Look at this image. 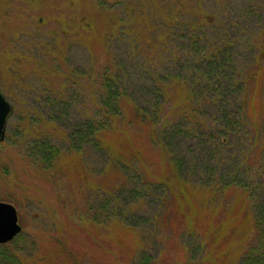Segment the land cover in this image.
I'll list each match as a JSON object with an SVG mask.
<instances>
[{"label":"rangeland","instance_id":"374dc122","mask_svg":"<svg viewBox=\"0 0 264 264\" xmlns=\"http://www.w3.org/2000/svg\"><path fill=\"white\" fill-rule=\"evenodd\" d=\"M231 1L0 0V90L12 105L0 140V200L20 225L0 244V264H241L264 240L263 183L222 185L212 140L160 132L173 96L179 103L197 78L188 48L234 35L238 46L264 42L254 34L264 31L257 15L199 29L209 10ZM109 76L115 85L104 86ZM149 90L163 95L146 112L153 121L121 95L148 103ZM259 96L222 160L223 175L247 174L248 185L264 169ZM166 140L179 175L160 146ZM253 264H264V252Z\"/></svg>","mask_w":264,"mask_h":264},{"label":"trees","instance_id":"16d2710c","mask_svg":"<svg viewBox=\"0 0 264 264\" xmlns=\"http://www.w3.org/2000/svg\"><path fill=\"white\" fill-rule=\"evenodd\" d=\"M231 3H233V0ZM231 3L229 2L226 8L223 9L217 7L215 10H209L212 18L206 22H200L198 25L199 29L207 24L213 26L216 21L218 23L221 22L218 17H222L229 27L230 25L236 26L240 24V22L246 18H253V15H257L258 18H264V14H261V9L264 8V0H237L235 8L231 6ZM257 7L258 9H256ZM195 26L196 25L187 24L185 29L190 31L188 35H193L196 39ZM216 26L217 25H215V27ZM170 30L166 31V33L176 32ZM242 32L243 31H241V33ZM254 34L255 37L260 34V36L262 35V38H264V31H254ZM240 36L242 35L240 34ZM192 39L194 41V38ZM196 48L192 50L188 48L185 55L193 57L195 62V64H193V70L197 71H194L196 72L195 76H197V78H193V82H191V80L189 81V88L184 90L183 96L179 99L180 101H178L179 103L176 102L173 96L172 104L176 109L173 111V117L170 121L160 124V132L162 136H168V138L172 137V139L182 135L183 138L199 137L200 141L204 138L212 140L211 144L215 145V150L219 154L217 159L218 163L216 167L212 169L219 172L220 181L223 179L222 185L234 182L240 187H250L252 183L258 185V182H262L264 187V169H255L257 175H252L249 185L248 180H245L247 174L243 175L244 177H238L237 173L234 171L229 175H223L225 169H222V160H224L223 156L225 152H228L235 141L240 139L241 135H244L243 132L248 124L245 119L246 110L248 105L252 104V97L254 96L255 90L260 93L259 97L262 99V109L259 110V116L263 119L264 123V92L262 91L261 93V90L264 88L260 87L264 84V77H260L261 74H264V42L258 43V41H253L252 38L250 42H244V46H238V42L234 35L231 36L229 42L220 41L217 44L214 43L210 45L208 48ZM175 51H177V48ZM196 52H198V55H196ZM104 78L109 79L107 82L103 81L104 86L105 84L108 86L115 85L113 76ZM108 93L110 95L117 94L111 91H108ZM144 93H146L145 97L148 103H135L134 97H131L130 94L121 92L125 100L127 98L132 100L134 103V113L139 115L141 119L144 117V114L147 115L146 112L151 108V104L156 102V98L158 99V96L163 97L161 91L153 93L152 90H149ZM153 97L154 99L152 100ZM202 113L203 115H201ZM147 117L153 121L155 113L153 112L152 115H147ZM183 122L185 124H183ZM94 132L92 137L96 136L95 140L97 138L100 139L97 135V129H95ZM169 143L170 142L166 140L162 143L163 145L160 144V146L165 154H168V159L171 161L174 157H172L171 153H169L170 151L165 147H168ZM94 145H99L100 148L103 149L102 151L108 152V147H106L105 144L102 143L101 146V142H95ZM255 147L261 148L258 144L255 145ZM233 154L234 151H231L230 155ZM242 155V158L246 156V154ZM173 160L177 161L175 158ZM171 163L177 175H179L178 168L172 161ZM257 164L260 168L262 164H264V161L258 162ZM207 167L208 165H205L204 169ZM206 170H208V168ZM241 181L244 184L240 183ZM260 225L264 229V226L262 224ZM6 242L0 244H5ZM261 242L249 246L240 260L241 264H243V262L244 264H253L261 258L264 252V240Z\"/></svg>","mask_w":264,"mask_h":264},{"label":"water","instance_id":"95a60500","mask_svg":"<svg viewBox=\"0 0 264 264\" xmlns=\"http://www.w3.org/2000/svg\"><path fill=\"white\" fill-rule=\"evenodd\" d=\"M11 110L10 101L0 90V140L4 136L6 120ZM19 230L15 207L8 201L0 200V243L10 240Z\"/></svg>","mask_w":264,"mask_h":264}]
</instances>
